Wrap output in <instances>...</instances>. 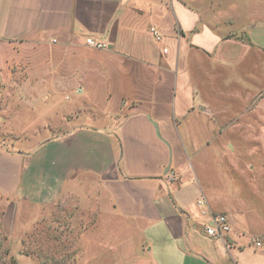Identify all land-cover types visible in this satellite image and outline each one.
Wrapping results in <instances>:
<instances>
[{"label": "crops", "instance_id": "1", "mask_svg": "<svg viewBox=\"0 0 264 264\" xmlns=\"http://www.w3.org/2000/svg\"><path fill=\"white\" fill-rule=\"evenodd\" d=\"M213 12L180 0H0L3 221L14 206L69 197L96 216L81 234L92 250L82 264H264L214 187L218 167L206 172L222 134L212 68L240 50L264 66V42L250 24L248 36H227ZM89 36L105 46H87ZM222 212L229 233L208 236L210 214ZM108 216L125 231L101 230Z\"/></svg>", "mask_w": 264, "mask_h": 264}, {"label": "rangeland", "instance_id": "2", "mask_svg": "<svg viewBox=\"0 0 264 264\" xmlns=\"http://www.w3.org/2000/svg\"><path fill=\"white\" fill-rule=\"evenodd\" d=\"M180 1L200 11L213 10V14L222 17L219 27L227 36H248L250 24L252 30L256 28L253 36L264 42V0ZM214 72L216 77H210L207 83L213 102L220 107L222 134L215 148L211 147L213 160L207 165L209 169L206 166V172L214 175L210 167H218L214 187L223 191L226 199H232L240 210V225L246 230L241 240L246 243L250 239L264 250V66L259 54L240 50L230 64L214 65L212 75ZM45 109L47 104L43 108L38 105L33 113ZM215 151L224 152L226 157H217ZM229 157L235 163L233 168ZM7 200L0 196V264H82L81 260L88 257L85 251L92 255V250L88 252L82 246L81 234L93 230L96 216L81 209L73 198L65 197L45 209L14 206V216L5 222ZM222 213L231 228L229 217ZM127 223L132 233L139 225L133 220ZM121 226L119 218L111 222L108 216L102 220L100 229L107 234L125 231ZM248 231L252 232L250 238Z\"/></svg>", "mask_w": 264, "mask_h": 264}, {"label": "built area", "instance_id": "3", "mask_svg": "<svg viewBox=\"0 0 264 264\" xmlns=\"http://www.w3.org/2000/svg\"><path fill=\"white\" fill-rule=\"evenodd\" d=\"M150 32L155 36L157 40L160 39V34L154 27H150ZM85 44L90 47L102 48L105 45L89 36L85 39ZM166 51V49H164ZM198 205L206 207V201L204 198L197 200ZM230 231V225L227 217L223 213H211L209 221L205 224V232L208 236L223 238Z\"/></svg>", "mask_w": 264, "mask_h": 264}, {"label": "trees", "instance_id": "4", "mask_svg": "<svg viewBox=\"0 0 264 264\" xmlns=\"http://www.w3.org/2000/svg\"><path fill=\"white\" fill-rule=\"evenodd\" d=\"M14 263H16L14 260H12ZM41 264H45V263H41Z\"/></svg>", "mask_w": 264, "mask_h": 264}]
</instances>
